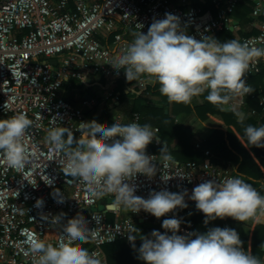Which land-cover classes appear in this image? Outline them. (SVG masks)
I'll return each mask as SVG.
<instances>
[{"label":"built area","instance_id":"1","mask_svg":"<svg viewBox=\"0 0 264 264\" xmlns=\"http://www.w3.org/2000/svg\"><path fill=\"white\" fill-rule=\"evenodd\" d=\"M245 1L251 7L250 26L257 31L236 39L264 47V0H0V119L22 112L33 121L23 138L28 155L24 168L9 167L0 153V264H34L32 256L24 252L27 245L22 244L29 237L43 239L53 247L61 242V226L42 219L41 213L50 218L63 216L66 224L78 217L87 220L90 230L97 229L87 248L95 250L105 264H109L103 249L106 244H132L129 232L135 233L137 240L144 224L155 216L141 209L135 218L123 220L117 210L107 209L110 205L98 210L101 199L92 198L82 184L65 176L58 163L63 153L46 141V135L52 128L67 127L73 136L81 137V122L106 127L98 117L100 113L93 120L84 110L95 107L97 97L102 98L103 106L109 101L110 110L120 107V81L124 82L126 93L152 96L155 83L146 77L128 81L124 71H117L111 64L134 33H146L153 20L171 13L180 18L181 26L195 39L216 37L229 26L239 27L234 13ZM138 24L143 27L140 29ZM52 59L57 61L56 66L50 63ZM263 72L264 58H260L250 66L246 83ZM70 81L91 91L92 100H85L86 93L80 94L75 88V103L69 102L65 84ZM252 95L253 92L239 97L234 103L244 107L247 97ZM258 99L264 109V96L258 95ZM250 113L257 114L255 110ZM113 120L122 122L119 115H113ZM132 120L142 124L137 112L125 121ZM153 130L157 137L152 142L158 145L160 129ZM196 147H200V141ZM146 153L156 156L153 163L157 173L151 178L137 174L131 181L136 186L135 194L145 199L153 191L167 189L187 194L205 180L219 182L236 176L230 167H215L210 150H205L201 162L185 163L174 158L164 162L158 153ZM56 190L63 198V207L54 198ZM261 193L264 194V182ZM37 198L44 201L41 208L35 207ZM110 213L115 215L112 222L108 218Z\"/></svg>","mask_w":264,"mask_h":264},{"label":"clouds","instance_id":"2","mask_svg":"<svg viewBox=\"0 0 264 264\" xmlns=\"http://www.w3.org/2000/svg\"><path fill=\"white\" fill-rule=\"evenodd\" d=\"M260 58H264V47L237 39L221 42L212 36L197 40L187 34L179 17L166 13L163 19L153 20L146 33L141 30L134 33L111 66L117 71L122 69L128 81L146 77L158 84L160 94L169 103L190 105L194 97L203 95L221 111L231 110L237 121L243 123L246 114L234 100L254 91L245 76ZM32 123L22 112L0 119V153L13 169L24 168L28 161L23 138ZM78 131L79 143L67 127L52 128L46 135V141L63 153L58 163L65 176L82 184L94 199L113 196L110 204L117 209L131 213L143 209L157 218L165 217L161 221L165 231L154 229L149 236H141L139 248L135 246V233H128L129 241L145 264H264L241 247L240 236L233 228L215 226L204 233L178 234L181 221L176 215L167 214L187 207L185 193L164 189L151 192L146 199L135 194L136 186L131 181L137 174L151 178L157 173L153 163L156 156L146 153L147 146L157 137L151 124L115 120L101 128L81 122ZM244 135L248 144L264 148V123L245 124ZM160 156L164 162L173 161L166 144L161 147ZM54 198L58 206H64L58 190ZM189 198L204 214L206 225L225 217L241 222L264 218V194L239 175L219 182L205 180L193 187ZM43 203L42 198H37L35 207L41 208ZM41 217L61 226V242L53 247L34 236L22 241L27 245L24 252L32 256L34 264H105L95 250L79 246L97 231L88 228L87 220L78 217L66 224L63 216L50 218L41 213Z\"/></svg>","mask_w":264,"mask_h":264},{"label":"trees","instance_id":"3","mask_svg":"<svg viewBox=\"0 0 264 264\" xmlns=\"http://www.w3.org/2000/svg\"><path fill=\"white\" fill-rule=\"evenodd\" d=\"M208 7L212 8L210 6L205 8ZM250 12V3L245 1L238 5L234 16L240 20L241 24H246ZM223 32L226 33L228 38L233 37V33L229 29H224ZM250 85L254 89L253 95L247 97L244 107H238L246 114L243 123L237 121L231 110L221 111L205 100L203 95L194 97L190 105L176 102L169 103L166 97L160 94L159 86L156 84L152 90V96L159 98L162 106H152L147 104L143 97H136L126 93L123 88V81L119 82L117 90L120 93L121 106H126L129 115L137 112L141 117L142 124L149 123L153 127L160 129L159 135L163 143L155 145V143L151 142L147 146L146 151L160 155L161 147L165 143L167 152L171 153L177 161L185 163L188 161L201 162L204 158L205 150H210L213 154L212 162L214 165H232L236 176L239 175L261 192L264 182V148L248 144L244 135V125L253 124L258 126L264 123V109L259 105L258 99V95L264 96V72L251 77ZM75 88L78 89L80 94H84L85 89L79 82L70 81L69 84H65V96L71 103H75L73 99V95L76 94ZM89 92L92 94L91 91ZM97 99L99 104L85 111V114L93 120L99 112L102 102L101 97H97ZM235 100L238 102L239 97L235 98ZM108 102L104 105L106 108H103L98 116L106 123V127L115 122L113 115L109 112ZM166 110H168L167 113L165 112ZM251 110H255L257 114L251 115ZM189 117H193L201 127L210 131L209 135L200 142V147H196L195 142L193 143L196 134L193 127L185 122ZM121 123L127 122L124 120ZM73 138L76 143L81 141L79 136H73ZM186 209L177 208L175 212L183 214ZM196 212L197 215L199 211L197 210ZM110 215H108L109 220H112ZM167 215L171 216V212ZM164 218L160 217V222ZM147 232L148 228L142 232L143 236H146ZM140 242L141 240H139V243L138 241L137 243L135 242L136 248H139ZM89 245V241H86L79 246L88 247ZM103 249L109 264H145L138 257V253L133 246L125 241L106 244Z\"/></svg>","mask_w":264,"mask_h":264},{"label":"crops","instance_id":"4","mask_svg":"<svg viewBox=\"0 0 264 264\" xmlns=\"http://www.w3.org/2000/svg\"><path fill=\"white\" fill-rule=\"evenodd\" d=\"M235 19L237 20L238 23H240L239 27L236 29L233 28V30H230L233 33L234 38L227 37L226 40L240 38L241 36H249L257 31L256 29H252L250 26V23L253 22V19L247 18L248 22L246 24H241L240 20L237 19L236 17ZM221 42H224V40ZM234 102H236V100H234ZM185 122L189 123L193 127L196 133L194 136L195 138L193 140V143L195 142V144L199 141L201 142L202 140H204L210 133L209 130L201 127L195 121V119H193V117L187 118ZM158 138L161 141V143H163V140L160 137V135ZM215 167L220 168V169L230 167L233 169V171L235 170L232 165H228V164L226 166L215 165ZM263 172H264V169H263ZM191 193L192 192L185 194V201L187 203V207H186L187 209L183 214H179L177 212H174V213L171 212V215L173 214L176 215V217L181 221L178 234H181V235L193 234L194 235L196 233H204L208 230V228L215 227V226H219L222 228L230 227V228L235 229L238 232L240 239L242 241L241 247L245 251L251 252L252 254L260 258L262 261L264 260V248L261 247V245L264 244V218H262L260 221H253L252 219H249L248 221L241 222V221H237L233 219L232 217H225L223 219L217 218L215 220H211L206 225L204 223V215H202L201 212L193 204L192 202L193 200L189 198L191 196ZM109 199L110 197L102 198L99 201L96 208L98 210H105L106 209L105 204H107V205H110L107 207V209L117 210V215L120 219L127 220V219L135 218L136 216L135 213H131L130 211L126 212L123 209H117L115 206L110 204L112 203V201H110ZM197 210L199 211V213L196 215ZM110 214L112 218V220L110 221L112 222L115 219V215L112 213ZM159 219L160 218L155 217L154 219H152L150 222H148L144 226L143 232L145 229L148 228V232L146 236H149L152 230L154 229L160 232L165 231ZM185 231H188V233H186ZM141 236H143V233L137 238V240L135 241L136 243L137 241L139 243V240H141Z\"/></svg>","mask_w":264,"mask_h":264},{"label":"rangeland","instance_id":"5","mask_svg":"<svg viewBox=\"0 0 264 264\" xmlns=\"http://www.w3.org/2000/svg\"><path fill=\"white\" fill-rule=\"evenodd\" d=\"M217 40L219 41H225L227 39V35L226 33H219L216 37H215ZM96 91L99 92V90L96 88ZM85 93H89L87 92V90H85ZM146 103L149 104V105H152V106H162V103L160 101L159 98L157 97H154V96H151V97H146L144 98ZM103 108H106L105 106H103L102 104L100 105V110L98 113H101L102 109ZM86 111V109L84 110V112ZM109 111V110H108ZM112 115H119L121 116V119L122 121L128 119V115H129V112L128 110L126 109V106L125 105H122L120 107H117L116 109H113V110H110L109 111ZM89 117V116H88ZM90 118V117H89ZM194 119V118H193ZM196 121V120H195ZM147 223L144 224V226L146 225Z\"/></svg>","mask_w":264,"mask_h":264},{"label":"water","instance_id":"6","mask_svg":"<svg viewBox=\"0 0 264 264\" xmlns=\"http://www.w3.org/2000/svg\"><path fill=\"white\" fill-rule=\"evenodd\" d=\"M228 28H229V30H233V27H232V26H229ZM50 63H51L53 66H56V65H57V61H56L55 59L50 60ZM56 69H57V68L55 67V70H56ZM84 99H85V100H88V101H91V100H92V95H91L90 93H86V94L84 95ZM98 103H99V102H97L96 105H98ZM165 112L167 113L168 110H166ZM96 123H98V122H96ZM113 199H114V197L111 196L109 200H110V201H113Z\"/></svg>","mask_w":264,"mask_h":264}]
</instances>
